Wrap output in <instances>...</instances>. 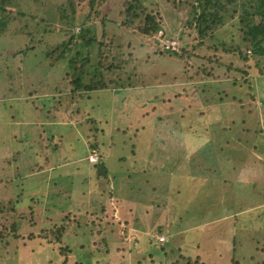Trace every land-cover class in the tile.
Instances as JSON below:
<instances>
[{"label": "rangeland", "instance_id": "rangeland-1", "mask_svg": "<svg viewBox=\"0 0 264 264\" xmlns=\"http://www.w3.org/2000/svg\"><path fill=\"white\" fill-rule=\"evenodd\" d=\"M87 1L11 0L8 6H11L10 9L15 15L0 38V264H62L64 261L65 264H84L89 258L92 259L89 253L96 249L108 251L107 256L101 258L105 261L100 264H264V161L248 154L249 142L253 141L255 131L256 134L260 131L264 133V62L260 64L255 59H250L244 64L234 54L229 61L226 59V52H234L235 47H240L242 41L246 43L248 40L243 39L245 25L240 17L246 13L253 14L257 2L221 0L224 7L217 11L220 24L211 26L209 17L202 23H196L193 8L191 13L192 6L200 13L201 9L196 5L203 0H142L145 14H151L158 25H161L158 33L146 37L137 32L136 26L143 25L140 21L133 23L129 29L121 25L119 12L122 11V2L125 0H94L93 9L88 7ZM41 3H44L43 7H40ZM27 7L33 13L32 16H36L33 20L21 19L17 14L20 10L27 11ZM95 7L99 11L97 17L100 20L94 19ZM72 9L76 15L85 13L86 24L97 25L100 29L98 35L105 34L104 41L109 42L106 49L101 48V52L108 58L105 66L113 65L115 56L118 57L120 65L112 75L119 76L118 81L125 79L130 82L128 78L132 77L131 79H136V83L130 87L113 85L114 81L104 82L101 76L107 75V72L103 68L91 82L93 76L97 75L94 65L97 62H92L93 68L84 85L95 86L100 82L107 90L99 93L91 91L88 94L91 98L86 102L83 116L77 121L69 108L63 122L59 121L63 124L60 125L62 127H57L56 131L51 124L55 113L49 115L48 124L44 127L48 126L44 130L64 136L61 139L64 143L54 148L51 142L46 145L39 143L38 138L33 143L32 138L26 141L24 136L29 137L33 128L29 111L24 106L34 97H41L42 91L56 93V99L50 98L47 107L43 109L47 113H50L49 109L60 112L66 105H72L69 96L62 97L61 100L57 98L55 89L58 84L54 82V78L59 70L56 67L51 70L47 56L52 48L68 41L79 32L80 24L70 26L68 18L73 13ZM209 11L213 12V9ZM143 17L144 13L141 19ZM259 21L260 17H255L250 24ZM201 26L211 27L203 37L198 32V27ZM166 33L168 38H165ZM212 34H219L220 40L225 42L223 53L212 52L210 45L205 44ZM185 43L188 47L192 44H205L206 49L198 48L197 51L200 52H197V57L189 59L180 52V47ZM163 48L165 51L177 53V56L163 52ZM241 48L247 55L253 52L251 47L246 50ZM187 50L193 52L190 48ZM238 51L241 52V49ZM74 52L70 55L71 58ZM92 54L94 55L93 52ZM256 64H260L258 69ZM227 67L231 70H227ZM203 68L209 73L208 76L203 74L206 73L201 70ZM133 73L136 77L131 76ZM108 76L104 79L111 78ZM192 79L191 83L182 84ZM205 82L207 86L204 90L198 88ZM133 89L146 90L143 95L141 92L138 95V104L136 93L130 92ZM159 89L165 91V96L158 94ZM7 91L8 95H5ZM164 101L167 103L161 109ZM103 105L105 111L102 109ZM188 105L193 110L201 108L195 111L197 117L190 118L191 114L179 110ZM154 107L156 111H152ZM72 109L75 112L77 106ZM241 110L242 115L249 113L250 121L243 117L246 122L229 125L232 123L230 116ZM91 118L95 122L99 119V122L92 123ZM223 125L228 130H225L226 138L218 146L224 145L225 140L231 146L239 145L242 141L244 149L240 153L233 151L234 155L229 156V159L212 150L214 154L211 158L215 162H209L203 152L206 141L211 138L210 134L222 135ZM35 135L37 134L31 136ZM12 136L18 141L13 142ZM51 136L53 135L49 134ZM154 139L161 141L160 144H154L156 152L152 162L158 168L162 167L163 160L170 159L166 166L171 167L172 159L181 158L182 162L176 168L178 173L190 163L188 171L194 177H210L217 180V184L222 183L224 188L234 189L231 197L225 195V201L230 203H222L225 213L223 222L208 221L209 212L205 215L203 210L209 203H182L176 200L177 203L173 204L177 214L173 211L170 213L173 205L169 203V198L173 195L168 185H165L166 177L159 176V184L164 186L159 185L155 189V171L150 167L149 154L144 150ZM213 139L211 138L212 142ZM255 142L259 149L264 145L258 138ZM151 147L152 145L150 149ZM43 149L47 154V167L56 159L52 166L57 170L49 172L47 176L51 185L48 181L44 187L37 188L34 185V189L31 184L37 180L41 182L40 177H29L37 171L39 162L29 160L28 156H34V153L38 154ZM92 150L100 157V162L95 164L99 165L98 169L95 168V176L99 174L102 177H99L100 183L93 187L98 195L94 191L87 195V189L82 191L78 186L80 177L75 172L77 167L85 169L88 166L83 159L85 155L79 154L82 151L88 154ZM52 153L57 155L51 159ZM257 154L261 156L262 151L258 150ZM226 160L231 162L233 169H230V165H225ZM67 161L68 167L60 171L58 166ZM217 162L223 163V168H219ZM100 166H104L106 172ZM188 171L185 170L184 174H190ZM111 173L113 177H108ZM60 181L73 183L70 185L71 202L67 201V192L60 186ZM174 183L170 184L174 186ZM60 188L61 191L58 190ZM51 189L62 194L54 204L47 200ZM180 193L181 197L187 198L185 192ZM90 194L97 196L95 203L90 201ZM29 197H36L39 201L26 203ZM67 203H70L69 210L73 207L76 211L80 210V214H74L76 211L67 213ZM83 203H92L93 207L89 210L86 204V207H79ZM105 203H119L124 210L126 203L134 204L133 207L130 205L134 214L138 213L136 223L111 224L110 220L105 221V213L102 211ZM153 203L157 205L154 207ZM41 205L46 212H41L42 220H38L39 212L43 211L39 207ZM152 209L156 216L162 211L168 214L156 221L149 214ZM214 209L217 210V206L210 208L212 211ZM114 211L107 214H113ZM228 211L236 216L229 217L228 220ZM67 214L69 219L65 218ZM44 215L47 217L45 224L41 222ZM73 217H78V223ZM97 220H102L106 237L100 234L98 238L93 237V241H90L89 232ZM162 221L168 225L165 226ZM97 224L94 226H98ZM61 225L65 227V233H59ZM33 226L36 228H32ZM158 226L163 227L164 234L166 232L167 243L164 246L159 245L155 238L159 236ZM147 229L152 233L149 234ZM61 237L62 243L59 242ZM65 240H72L75 245L82 244L84 251L89 247L90 250L87 253L81 252V249H74L72 243H69L68 249L64 245H68ZM187 257H191V260Z\"/></svg>", "mask_w": 264, "mask_h": 264}, {"label": "trees", "instance_id": "trees-1", "mask_svg": "<svg viewBox=\"0 0 264 264\" xmlns=\"http://www.w3.org/2000/svg\"><path fill=\"white\" fill-rule=\"evenodd\" d=\"M254 1L257 2V6H256L257 8L255 9V12L253 14L246 13L245 15L243 14L242 18L240 17L241 22H243L245 25L244 26L245 31L243 32V35H242L244 37L243 39L244 40L248 39V40L246 41V43H244V41H242V45L240 47L239 46L235 47L234 52H230V51L226 52V53H228V54H226L227 61H229L231 58V55L234 54V56L237 55V59L241 63H244V64L248 63V61L250 59L251 60L255 59L257 62H260V64H262L264 62V0H254ZM34 2H35V0H34ZM228 2H232V0H229ZM44 3H46V1H44ZM44 3H41L40 7H43ZM10 4H11V0H0V38H2V36L4 35L6 29L8 28V26L10 24L9 22L11 21V19H13L12 17L15 15L14 11L10 9L11 6L8 7ZM87 4H88L89 8L91 7V9H93V7L95 5V1L94 0H88ZM122 4H123V9H122V11L119 12V16H120L121 23H122L121 25H123L126 29H129L130 27H132L133 23L140 21L139 23L142 22L143 25L142 26L141 25L136 26V29L138 30L137 32L139 34H142L146 37H149L152 35L154 36L156 33L159 32L161 25H158V23L155 21V18L151 14H145L146 11H145L144 5L142 3V0H125L124 3L122 2ZM196 6H197V8L201 9L200 13H197L196 8L193 6L191 7V13H192V8L194 9V19H195L196 23H199L200 21L202 23V21L203 22L206 21L207 17H209L211 26H215L217 24H220V21L218 22V19H217V11L224 7V4H221V0H203L202 3H200ZM212 9H213V12L209 11ZM258 10H260V11H258ZM71 12H73V13H71L70 18H68L70 21V26H73L74 24H78V25L80 24L81 28L79 29V32L77 34L73 35V37H71L68 41L63 42V43L57 45L56 47L52 48L47 53V56H48V59H50L48 61V63L50 62V67H52L51 70H53L54 67H56L59 70V73L54 78V82H57V84H58V86L55 89V91L58 93L57 98L62 99V97L67 98L69 96L70 104H72L73 106H77V109L74 112V115L81 117V116H83L82 113H83L84 107L86 106V102L89 101L91 98V97H89L88 94L91 93V91L99 93V91H101V90H107L104 86L100 85V84H102L100 82H99V85H95V86H92L91 84L90 85H84V82L86 80L87 75L91 71V68H93L94 62H97V64H94V65H96L95 72L97 73V75L93 76V78L91 79V82H93L94 79H96L98 77V72L102 68L105 69V71L107 72V75L103 74V76H101V80L104 82H113L114 81L115 83H112L113 85H121V86L126 85V86H130V87L134 86L136 82L134 83L135 78L131 79L132 77L128 78V79H130V82L126 81L125 79H123L122 81H118V79H120V77L119 76L117 77L116 75H112V72H114V70H116L117 66H120V65H118V62H119L118 57L115 56L114 57V64L105 66L106 62L108 61V58L105 57L103 52H101V48L106 49L108 47V44H109V42L104 41V37L106 39L105 34L98 35V33L100 32V29L97 27V25L86 24L85 19H84L85 15H86L85 13H82L81 15H76V14H74L75 13L74 9H72ZM98 13H99V11L98 10L96 11V7H95L94 12H93L94 19L100 20V18L97 17V16H99ZM143 13H144V17H143V19H141V16ZM17 14L19 15V18H21V19L27 18L28 20H33L36 17V16L35 17L32 16L33 13L28 11V7H27V11L20 10L19 12H17ZM255 17H260V21L255 23V24H250ZM46 18L49 19L48 16ZM101 21L105 25L104 20L101 19ZM210 28L211 27H208V28H202V26L198 27L199 36L203 37L204 34L207 33V30L208 31L211 30ZM165 38H168V34ZM155 43H157V42L155 41ZM205 44L210 45L209 49H212L213 50L212 52H214V51L219 52L220 51L221 53H223V48H225V45H226L224 41L220 40L219 34L210 35V37H208L206 39ZM205 44H201V43H198L197 45L192 44L190 47H188L185 43V45H183V47L182 46L180 47L181 48L180 52L182 53V55H186L189 59L190 58H196L197 57L196 54H198L197 52H200V51H197V49L198 48H201V49L203 48V50L206 49ZM78 46H79V48H78ZM94 47H96L97 50H95ZM241 47H243L245 50H246V48L251 47V50H253V52H251V55H247ZM189 48L193 52H188L187 49H189ZM239 48L241 49V52L238 51ZM162 51L165 53H168L169 55H172L174 57L177 56V53H175L173 51L168 52V51H165L164 48ZM224 51H225V49H224ZM72 52H74V56L71 58L70 55L72 54ZM92 52L94 53V55L92 54ZM93 59H95V61H93ZM260 64L259 65L256 64L255 67L258 69ZM47 67H48V65H47ZM201 70L203 72H206V73H203L205 76L209 75V73H207L206 69L203 68ZM227 70L230 71L231 70L230 67H227ZM132 71H134V70H132ZM108 74H109V76H108ZM106 76L111 77V78L104 79V78H106ZM131 76L136 77L135 73H133ZM192 81H193V79L189 80V82H186V83L183 82L182 84L187 85V84L191 83ZM206 86H207V83L205 82V83H201L198 86V88H200L201 90H204L206 88ZM160 90L161 89L158 90L160 93L157 90H155V94L156 95L162 94V96H165V91L163 90V92H162V90L161 91ZM130 92L136 93V95H137L136 103H137L138 102V95L140 94V92H141V95H143L146 92V90L145 91H143V90L135 91L133 89V91L130 90ZM157 92H158V94H157ZM9 93H10L9 95H11V92H9ZM6 94L8 95V91L5 93V95ZM53 98H55V97H53ZM167 101H164L161 104V106H160L161 109L164 108ZM104 107L105 106L103 105L102 109H104ZM200 109L201 108L193 110L191 105H188L186 108H182L179 110L180 111L185 110L184 113L187 112V113L191 114L190 118H192L193 116H196L195 111L200 110ZM202 109H203V107H202ZM156 110L157 109L155 107L152 108V111H156ZM103 111H105V109ZM241 113H243L242 110L239 112L236 111L232 116H230V120H231L230 122H232V123H229V125L234 124L235 122H240V123L246 122L243 119V117L245 119H247V121L248 120L250 121V117H248L249 113L248 114L245 113L243 115ZM89 114H90V112H89ZM170 116H173V115L170 114ZM196 123L198 124L199 121H197ZM221 128H222V130H224L223 131L224 134L223 133H222V135L216 134L214 136L212 134H210V137L214 138L213 142H212L211 138L208 139L207 141L205 140L206 144H205V149L203 152L205 153V156L207 157V160H209V162H215L210 157V155L212 153H214L212 150H214L216 152H220L224 156H227V158H228L229 156L234 155L232 153L233 151H237L240 153L244 149V147L241 145L242 141L240 142L241 144H239V145L231 146L228 143V141L225 140V144L222 145L221 147H219L218 145H220L224 141L223 138L224 139L226 138L225 137V130H228L226 125L221 126ZM217 136H219V137H217ZM253 138H254L253 141L249 142L250 143V149L256 150V148H257V146H256L257 142H255L256 138L259 139V142L264 143V133L262 134V131H260L258 134H256V131H255ZM220 139H222V141ZM160 142L161 141H157V143H155V144H158V143L160 144ZM90 145L94 146L93 144H90ZM150 146L148 148H146V150L144 149L145 153L149 154L150 167L153 168V170L155 171V174L158 172L159 175H163L165 170H160V168L162 169L164 166H166L168 161L165 160L162 163V167H160V168L157 167V164L153 165L152 162H153V158H155L154 155H155L156 150L154 149V146H155L154 144L152 145L151 149H150ZM92 152L96 153L95 150H92L91 154H92ZM206 152L208 154H206ZM98 159H99L98 162H100V157H98ZM172 160H173V166H175V168H178L182 162L181 158L172 159ZM189 165H190V163L185 165V167L183 169H188ZM225 165H231V162L229 160H226ZM97 166L99 167V165H96V168H97ZM101 168H103L102 169L103 172H106V169H104V166H102ZM101 168H99V169H101ZM79 170H80V167H77L76 171L79 172ZM97 178H99V175L97 176ZM71 184H73V183L70 182V185ZM31 186H32V184H31ZM60 186H62V189L65 192H67V190H69V188H68L69 186L67 184H65V182L60 181ZM58 190L61 191V188ZM58 190L54 191L53 189H51V192L49 193V195L47 197L48 203H50V204L57 203L58 199L60 198V195H62V194H60L61 192H59ZM53 191L55 193H52ZM66 194L69 195V193H66ZM66 199L68 202H71V199H69V197L66 196ZM37 201H39V199H37L36 197H29L25 202L26 203H37ZM65 218L69 219V214H67V216ZM73 218H76V217H73ZM47 221L49 222L50 219ZM69 223H71V221ZM54 224H56V223H54ZM54 226H55V229H58L56 225H54ZM59 231H60L59 233H61V232L65 233L66 229L63 225H61V227L59 228ZM1 236L2 235L0 233V237ZM62 241L63 240L61 237V240H59V242L62 243ZM65 243H68V245L64 244L65 246L68 247V249H70L69 243L70 244L72 243L73 247L77 246V245H75V242H73L72 240H69V241L65 240ZM90 254L92 256V259L90 260V258H89V260L87 262H85L84 264H90V261H91V264H100L101 261H105L104 259H101V258L107 256L108 251H107V249H104L102 251H99L98 249H96L95 251L90 252L89 255ZM21 257H22V255L20 256V258ZM183 257L184 256H181V258H183ZM187 259L191 260V257H187ZM81 260H83V259H81ZM65 262L66 261H64V263H62V264H65ZM40 264H42V263H40ZM43 264H51V263H43ZM55 264H56V262H55ZM191 264H197V263L193 262Z\"/></svg>", "mask_w": 264, "mask_h": 264}, {"label": "crops", "instance_id": "crops-1", "mask_svg": "<svg viewBox=\"0 0 264 264\" xmlns=\"http://www.w3.org/2000/svg\"><path fill=\"white\" fill-rule=\"evenodd\" d=\"M46 68H47V66H46ZM46 87H47V85H46ZM53 97H56V93H53V92L47 93L46 91H42V96L41 97H37V98L34 97L31 101H29L30 103H28V105L24 106V109L29 111V114H30V117H31V121L30 122L32 123L31 127L33 128V130L31 131L32 132L31 135L32 134H37L35 136H31L30 135L29 137H28V135H25L24 138H27L26 141H28L29 138H32L31 142L33 143V142H36L35 138H38L39 143H42L43 145H46L47 142H51L52 145L55 146L54 148H57V145L63 142V140H61L64 137L62 134L59 133L58 135H56V132L52 134L51 132L44 130V129H46L45 127L48 126L47 125V126L44 127V125L48 124L49 115L51 116V115H53V113H55L54 117H53L54 121L52 120V122L51 121L50 122H51V124H53V128L56 131L57 127H59L60 125H63L59 121L63 122V119L66 118V114H68V112H69V108H71L72 113L74 115V112H73V109H72L73 106L66 105V107H65L67 109L66 111H65V108L63 110H61L60 112L58 110L55 111V110H52V109H49L50 113H47L48 111H43V109L47 107L46 104H47L48 100L50 98H53ZM59 100H61V99H59ZM56 113L57 114L60 113V115H57ZM85 113L89 114L87 112H85ZM71 118H73V116ZM78 118H79L78 116L74 115V119L76 121L78 120ZM55 120H57V121H55ZM91 120H92V123H95V124H96V122H99V119L96 122L94 121V118H91ZM60 127H62V126H60ZM67 127H70V126H67ZM36 130H39V132H37ZM49 134H51L53 136L49 137ZM12 137H13V140H14L13 142H17L18 141V140L15 139L14 136H12ZM57 138H60V140L59 139L57 140ZM155 143H157V139L156 140L154 139L152 141V143H150V144L153 145ZM260 143H262V142H260ZM262 144H264V143H262ZM162 145H163V142H162ZM32 147H31V149H32ZM44 149H45V147H44ZM44 149L40 150V152L38 154L34 153V156H33V154L28 156L29 160L32 159V160L36 161L37 163L39 162L37 164V168H36L37 171L35 170V172H34L35 174L32 173V176L29 177L30 179L40 177V181L41 182H38L39 180H37V182H35L34 184L32 183V188H34V189H35L34 185L37 188L44 187L49 181V179L47 177V176H49L48 175L49 172H51V171L54 172L55 170H57L56 167L52 166V165H55L56 159L54 160L53 164H48V165H50V167H47L48 159H47V154L45 153L46 151L43 152ZM256 150L257 151L261 150L263 156L262 155H261L262 157L259 156L257 154ZM256 150H252V149L249 148L248 154L251 155L254 158H257L258 160L262 159L264 161V145L262 146L261 149H259L257 147ZM83 152L84 151H82L79 154V156L81 154L85 155L83 159H85L87 161L89 167L87 166L85 169L80 168L79 172L75 171V172L78 173V176L80 177L78 179V186L81 187L82 191L87 189V191H88L87 195L90 192H92V191H94L95 194L98 195L96 190L93 189V187H95V184L98 185L100 183V180H99V178H97V176H95L96 173H97V170H95V168H96L95 164H92L89 161V157L92 154H91V152H89V153L87 152L88 154H85ZM212 154H214V153H212ZM212 154L210 155V157H213ZM37 155H38V157H37ZM56 155L57 154L52 153L51 154V159L54 156H56ZM136 155L137 154H135V156ZM247 158H248V156H247ZM63 159H65V158H63ZM154 159L155 158H153V161H154ZM168 160H170V159H168ZM164 161L165 160H163L162 163ZM68 165H69V161H67L65 163H62L61 165L58 166L60 168L59 170L61 171L62 169H65L66 167H68ZM153 165H154V163H153ZM223 165H224L223 163L217 162V166H219V168H223ZM230 169H233V167L231 165H230ZM92 170H93V172L91 173ZM160 170H165V172L163 173L162 177H166L165 185H168V187L170 188V190L172 192V195H173L172 198H169V203H172V205H173L172 206V210L169 209L170 213L172 211L174 212V204L173 203H177L176 200H180V202H182V203H209V205L208 206L206 205L205 209L203 210L204 214L207 213V211L209 212L207 215L208 216L210 215V217H209L210 219L206 216L208 218V221L210 220L209 222H211V223L223 222V220L225 218V213H223L224 205L222 203H230V202H226L225 201V195H228V197H231L234 194V192H235L234 189L230 190V189L224 188L222 183L221 184H217V180L211 179L210 177H206V178L194 177V174L191 171H188V169H183L181 173H178V171H176L175 166H171L170 167L168 165V166H164L162 169L160 168ZM185 170L188 171L190 174L185 175L184 174ZM112 174L113 173L109 174L108 177H113ZM65 175L67 176L66 173H65ZM120 175H122V173ZM155 175L156 176L154 178V185H155V189H157L159 187V185H160L159 184V179H161V178H159L160 175L158 174V172ZM99 177H102V176L99 175ZM171 182H175L174 186H172L170 184ZM56 183L58 184V182H56ZM49 184L51 185L50 181H49ZM65 184H67V183H65ZM67 185L69 186L68 187L69 190H67V193H69V195L67 194V197H69V199H71L72 195H71L70 184H67ZM160 186H164V185H160ZM122 187H123V185H122ZM180 192H185L187 194V198L181 197V193ZM95 194H90L89 195L90 201L92 203H95L94 201L98 200L97 196ZM63 196H65V195H63ZM163 197L168 199V197H166V196H163ZM126 201H128V200H126ZM92 203H83L79 207H84L85 206L84 204H86V206H88L87 210H89L90 207H93V206H91ZM69 204L70 203H67L65 205V207H67L66 208L67 213L70 214L71 213L70 211H76V210H74L73 207H72V209L69 210ZM130 204L133 207L134 204L126 203V209L124 210V209L121 208V206H120L121 204H119V203H105L104 210H102V211H103V213H105L104 216L106 218H109V219L105 218V221H109L110 220L111 224L112 223L114 224V222L116 224L125 223L127 225L128 224L133 225L134 223H136V220L138 219V215H137L138 213L136 212V214H134V211H133L134 209L133 210L131 209V205ZM213 204H215V205H213ZM152 205L155 207L157 204L153 203ZM212 206L213 207L217 206V210H215V209L213 211L210 210V208ZM39 207L43 209L42 205L39 206ZM114 209H115V211H114ZM110 211H114V213L113 214H107V212H110ZM41 212H46V210L43 209V211L39 212L40 215H39V219L38 220H42ZM81 212H83V208H82ZM174 213L177 214V212H174ZM179 213H180V210L178 211V214ZM229 213H231V212L228 211L226 213L228 220L230 219L229 217L236 216L235 214H229ZM74 214H76V215L80 214V210L74 212ZM149 214L151 216H153L155 218V220L157 221V219L159 217H163L164 215H167L168 212H163L162 211L160 215L156 216L155 213H154V209H152V211H150ZM62 215H65V214H62ZM110 217H112V219ZM46 219H47V217H46V215H44L43 221H41V222L43 224H45V220ZM73 219L77 220V223H78V217L73 218ZM98 219H100V218H98ZM159 221L160 220H158V222ZM95 223H98L97 224L98 226H94ZM95 223H93V227L94 228L89 232L90 233V236H89V240L90 241H93V239H92L93 237L98 238V236H100V234H103L104 238L106 237V235H105L106 228L104 227V225H101L102 224V220H100V221L97 220V221H95ZM164 224H165V226L168 225V223H164ZM100 225H101V227H100ZM32 228H36V227L33 226ZM160 228H162V229H160ZM162 230H163V227H159V230H158L159 231V236H157L155 238H156L157 243L159 245L164 246L167 243V241H166L167 239L165 238L166 232L164 234V231H162ZM147 231L149 232V229H147ZM151 233L152 232H149V234H151ZM159 237H164L165 242L163 244H160L158 242V238ZM82 246H83L82 244L78 243L77 246L74 247V249L78 248V249H81V252H86V253L90 250V247H89V249L87 251L86 250L84 251V247H82ZM70 252H71V250H70Z\"/></svg>", "mask_w": 264, "mask_h": 264}, {"label": "built area", "instance_id": "built-area-1", "mask_svg": "<svg viewBox=\"0 0 264 264\" xmlns=\"http://www.w3.org/2000/svg\"><path fill=\"white\" fill-rule=\"evenodd\" d=\"M89 161H90L91 163H96V162H98V154L95 153V152H92V155L89 157ZM158 242H159L160 244H163V243L165 242L164 237H159V238H158Z\"/></svg>", "mask_w": 264, "mask_h": 264}, {"label": "clouds", "instance_id": "clouds-1", "mask_svg": "<svg viewBox=\"0 0 264 264\" xmlns=\"http://www.w3.org/2000/svg\"><path fill=\"white\" fill-rule=\"evenodd\" d=\"M98 161H99V159H98ZM98 162H96V163H92V164H97Z\"/></svg>", "mask_w": 264, "mask_h": 264}]
</instances>
